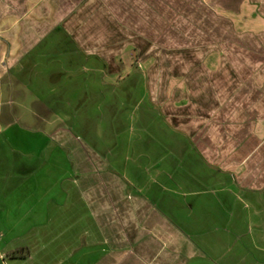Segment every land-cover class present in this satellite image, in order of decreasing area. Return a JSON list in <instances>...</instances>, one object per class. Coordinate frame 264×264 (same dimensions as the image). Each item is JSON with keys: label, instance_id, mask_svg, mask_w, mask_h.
Segmentation results:
<instances>
[{"label": "crops", "instance_id": "0c3cea01", "mask_svg": "<svg viewBox=\"0 0 264 264\" xmlns=\"http://www.w3.org/2000/svg\"><path fill=\"white\" fill-rule=\"evenodd\" d=\"M0 264H264V0H0Z\"/></svg>", "mask_w": 264, "mask_h": 264}, {"label": "rangeland", "instance_id": "374dc122", "mask_svg": "<svg viewBox=\"0 0 264 264\" xmlns=\"http://www.w3.org/2000/svg\"><path fill=\"white\" fill-rule=\"evenodd\" d=\"M59 106L60 105H58V106L54 105L56 111L54 109L53 110L56 113H59L58 112ZM52 108H53V106H52ZM68 108H69L68 105L62 107V109H64V110L68 109ZM55 117H54V119H56ZM32 123H33V121H32ZM40 142H42V141H40ZM36 143H38V142H36ZM47 143L48 144H47L46 150L41 151L43 153L41 154L40 159L42 162L43 161L46 162V166L44 165L43 172L46 173V177L50 181H52V180L60 177L61 174H63L65 172L64 167L69 163V156H68L69 152H67L63 148L58 147L57 144H54L51 139H48Z\"/></svg>", "mask_w": 264, "mask_h": 264}, {"label": "trees", "instance_id": "16d2710c", "mask_svg": "<svg viewBox=\"0 0 264 264\" xmlns=\"http://www.w3.org/2000/svg\"><path fill=\"white\" fill-rule=\"evenodd\" d=\"M28 255V251L26 249H19L8 254L11 258H24Z\"/></svg>", "mask_w": 264, "mask_h": 264}]
</instances>
